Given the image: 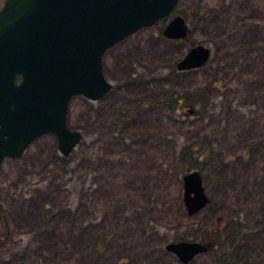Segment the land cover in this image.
<instances>
[{
  "label": "rangeland",
  "instance_id": "rangeland-1",
  "mask_svg": "<svg viewBox=\"0 0 264 264\" xmlns=\"http://www.w3.org/2000/svg\"><path fill=\"white\" fill-rule=\"evenodd\" d=\"M175 15L190 28L183 41L161 35ZM196 45L208 63L178 72ZM102 68L111 91L70 101L67 126L82 138L68 157L49 134L3 161L0 264H181L165 250L177 241L210 245L189 264H264V0H179ZM187 147L206 156L211 202L191 216Z\"/></svg>",
  "mask_w": 264,
  "mask_h": 264
},
{
  "label": "water",
  "instance_id": "water-1",
  "mask_svg": "<svg viewBox=\"0 0 264 264\" xmlns=\"http://www.w3.org/2000/svg\"><path fill=\"white\" fill-rule=\"evenodd\" d=\"M178 0H5L0 9V170L4 159H18L37 138L53 134L67 157L81 134L67 127L70 100L98 101L112 85L102 72L105 52L138 30L167 17ZM189 30L174 18L163 34L183 39ZM210 50L192 47L179 71L208 61ZM19 80V81H18ZM189 216L209 199L200 172L183 178ZM165 250L188 264L207 247L198 242H169Z\"/></svg>",
  "mask_w": 264,
  "mask_h": 264
},
{
  "label": "trees",
  "instance_id": "trees-1",
  "mask_svg": "<svg viewBox=\"0 0 264 264\" xmlns=\"http://www.w3.org/2000/svg\"><path fill=\"white\" fill-rule=\"evenodd\" d=\"M205 93H207V91ZM203 98L205 99V95H203ZM165 106L168 108V110H172L175 106V103L174 102L166 103ZM192 152H193V150L191 147H187V148L183 149L181 151V154H180L181 160L184 162V166L187 167L188 171H191V170L201 171L202 164H204L206 161V156L204 154L198 160H193L192 159ZM198 162H200V164ZM209 206H211V202H210ZM222 259L224 260V258H222Z\"/></svg>",
  "mask_w": 264,
  "mask_h": 264
},
{
  "label": "flooded vegetation",
  "instance_id": "flooded-vegetation-1",
  "mask_svg": "<svg viewBox=\"0 0 264 264\" xmlns=\"http://www.w3.org/2000/svg\"><path fill=\"white\" fill-rule=\"evenodd\" d=\"M182 100V99H181ZM183 101V100H182Z\"/></svg>",
  "mask_w": 264,
  "mask_h": 264
}]
</instances>
